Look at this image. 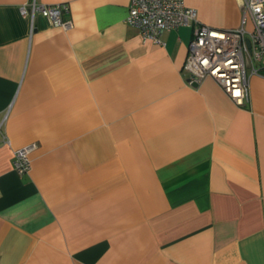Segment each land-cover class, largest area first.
Wrapping results in <instances>:
<instances>
[{"label":"crops","instance_id":"crops-1","mask_svg":"<svg viewBox=\"0 0 264 264\" xmlns=\"http://www.w3.org/2000/svg\"><path fill=\"white\" fill-rule=\"evenodd\" d=\"M29 1L0 0V264H264V66L239 107L189 83L196 25L155 43L129 0H37L64 30ZM184 3L254 31L244 0Z\"/></svg>","mask_w":264,"mask_h":264},{"label":"built area","instance_id":"built-area-1","mask_svg":"<svg viewBox=\"0 0 264 264\" xmlns=\"http://www.w3.org/2000/svg\"><path fill=\"white\" fill-rule=\"evenodd\" d=\"M127 23L140 30L150 41L160 43L169 31L196 25L189 46L185 70L190 84H200L207 78L215 80L225 94L239 107L250 101V75H258L264 66V0H244L254 24V31L242 29L223 32L198 23L197 12L185 6L184 0H129ZM69 5H41L30 0L21 8V14L34 25L38 16L51 26L70 30L72 22L67 19ZM246 24V17L243 25ZM250 42V47L248 46ZM35 147L19 149L15 153L14 167L19 174L32 169L31 154Z\"/></svg>","mask_w":264,"mask_h":264},{"label":"water","instance_id":"water-1","mask_svg":"<svg viewBox=\"0 0 264 264\" xmlns=\"http://www.w3.org/2000/svg\"><path fill=\"white\" fill-rule=\"evenodd\" d=\"M248 46L250 47V42H248ZM189 82H190V80H189ZM192 86L193 87H198V84L194 83V84H192Z\"/></svg>","mask_w":264,"mask_h":264}]
</instances>
